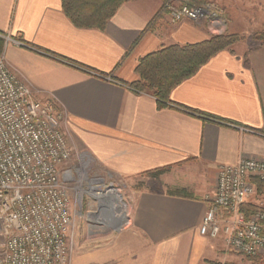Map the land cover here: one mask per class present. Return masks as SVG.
<instances>
[{
	"label": "crops",
	"instance_id": "crops-1",
	"mask_svg": "<svg viewBox=\"0 0 264 264\" xmlns=\"http://www.w3.org/2000/svg\"><path fill=\"white\" fill-rule=\"evenodd\" d=\"M214 1L228 18L264 26V0ZM161 6L126 1L98 29L75 26L62 0H0L2 53L36 99L63 111L72 153L116 179L145 182L135 190L124 239L100 249L77 235L71 263L257 264L227 249L222 233L211 238L199 227L218 166L264 159V43L220 50L171 90L175 105L158 108L152 95L126 86L139 78V60L213 35L205 21L173 22L170 10L146 30ZM164 167L158 177L144 173Z\"/></svg>",
	"mask_w": 264,
	"mask_h": 264
},
{
	"label": "built area",
	"instance_id": "built-area-1",
	"mask_svg": "<svg viewBox=\"0 0 264 264\" xmlns=\"http://www.w3.org/2000/svg\"><path fill=\"white\" fill-rule=\"evenodd\" d=\"M174 1V0H173ZM167 5L173 22L205 21L210 32L223 28L213 4ZM72 149L63 111L35 98L0 54V264H72V213L67 184L76 172L91 194L107 199L111 185L82 164L66 166ZM85 154H77L79 162ZM65 167L63 168V166ZM264 159L241 157L217 169L216 190L201 219L199 232L223 234L227 249L245 257L264 253ZM253 204L255 210L242 212Z\"/></svg>",
	"mask_w": 264,
	"mask_h": 264
},
{
	"label": "trees",
	"instance_id": "trees-1",
	"mask_svg": "<svg viewBox=\"0 0 264 264\" xmlns=\"http://www.w3.org/2000/svg\"><path fill=\"white\" fill-rule=\"evenodd\" d=\"M130 0H62L65 15L77 27L104 29L108 20L113 16L119 6ZM160 10L147 24L146 30H153L159 16L167 11V5L173 0H161ZM182 4H203L202 0H179ZM254 38L264 43V29L254 33ZM242 37L236 33H221L211 35L207 40L194 44H173L161 47L142 57L136 67L139 78L126 86L136 93L152 95L158 108L171 103L169 95L171 90L184 79L193 75L201 65L220 50L228 48ZM4 48V38L0 36V54ZM63 60L62 58H58ZM190 112L195 113L192 110ZM198 114V113H196ZM201 116H206L200 114ZM216 120V119H214ZM167 168H158L145 171L146 175L158 177ZM259 192L264 194V184L257 182ZM179 194H188L181 189ZM253 204H244L240 210L248 212L255 210ZM251 260H253L251 258ZM257 264H264V258L253 260Z\"/></svg>",
	"mask_w": 264,
	"mask_h": 264
},
{
	"label": "rangeland",
	"instance_id": "rangeland-1",
	"mask_svg": "<svg viewBox=\"0 0 264 264\" xmlns=\"http://www.w3.org/2000/svg\"><path fill=\"white\" fill-rule=\"evenodd\" d=\"M173 2L182 4L179 0H174ZM201 3L213 4L216 9L215 11L220 16V19L223 23V28L218 33H212L213 35L221 33H236L239 34L242 38L237 42L230 45L231 46L237 43H247L250 42H259L254 38V33L264 29V26H259L254 23H243L242 21L251 22L249 19L239 20L234 18H228L227 12L224 10L223 5L214 1V0H202ZM168 10V8H167ZM5 41V39H4ZM69 129H66V137L69 142ZM83 161L86 162V165L83 166L82 162H79L77 155L72 153L70 160L67 162L66 166H72L73 168H78L82 164L83 170L88 173V176L100 174L104 178L106 185H111L112 189H115L116 193L119 195L118 205L115 201L110 199L102 200L103 209H100L98 206V199L94 197L90 190L87 182L85 180H80L77 177L76 172H73L74 180L70 181L67 184L68 194L71 204V213H72V231H73V243L78 235V239L86 240L93 247H98L100 249H110L115 244L124 239V236L127 234L124 230V223H122L118 228L116 227V219L111 215L110 205L115 204L118 207V210L113 213L118 215H124L127 217L131 206L133 204V199L135 195V190L145 184L141 179H135L132 183L124 179H116L111 177L109 174L104 171L97 170L96 164L94 161L88 157L84 156ZM65 165L63 166V168ZM151 188L158 186L155 182L149 183ZM2 237L0 236V242ZM253 260H261L264 258V253H259L257 255L251 256Z\"/></svg>",
	"mask_w": 264,
	"mask_h": 264
},
{
	"label": "bare ground",
	"instance_id": "bare-ground-1",
	"mask_svg": "<svg viewBox=\"0 0 264 264\" xmlns=\"http://www.w3.org/2000/svg\"><path fill=\"white\" fill-rule=\"evenodd\" d=\"M108 199H110V200H112V201H115L116 202V204L118 205V201H119V195L116 193V191H115V189H111L109 192H108V197H107ZM110 209H111V212H112V217L114 218V219H116V217H117V219L118 218H122V214L121 215H118V214H114L113 213V211L115 212L116 210H118V207H116V205L115 204H111L110 205Z\"/></svg>",
	"mask_w": 264,
	"mask_h": 264
},
{
	"label": "water",
	"instance_id": "water-1",
	"mask_svg": "<svg viewBox=\"0 0 264 264\" xmlns=\"http://www.w3.org/2000/svg\"><path fill=\"white\" fill-rule=\"evenodd\" d=\"M127 220V217H124V215H122V218H118L116 219L117 223H116V227L118 228L122 223H124Z\"/></svg>",
	"mask_w": 264,
	"mask_h": 264
}]
</instances>
